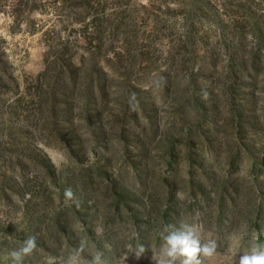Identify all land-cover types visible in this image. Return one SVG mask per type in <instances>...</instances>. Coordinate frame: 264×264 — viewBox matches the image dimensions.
Wrapping results in <instances>:
<instances>
[{
    "label": "rangeland",
    "instance_id": "rangeland-1",
    "mask_svg": "<svg viewBox=\"0 0 264 264\" xmlns=\"http://www.w3.org/2000/svg\"><path fill=\"white\" fill-rule=\"evenodd\" d=\"M181 223L264 247V0H0V264H159Z\"/></svg>",
    "mask_w": 264,
    "mask_h": 264
},
{
    "label": "clouds",
    "instance_id": "clouds-1",
    "mask_svg": "<svg viewBox=\"0 0 264 264\" xmlns=\"http://www.w3.org/2000/svg\"><path fill=\"white\" fill-rule=\"evenodd\" d=\"M64 195L70 198L72 193L70 190H66ZM161 239L160 253L162 257H166L167 259H161L159 264H172L178 257L183 258L181 264H199V260L197 259L198 254L210 256L216 248L215 241L213 240L201 244L196 236L195 225L187 223H181L178 227L166 225L161 232ZM35 247V238L29 236L21 242L18 248L9 253L13 264H21L23 258L31 254ZM144 252V247L138 245L136 257H141ZM76 259V256L70 255L67 264H76ZM238 264H264V247L253 248L250 252L241 255Z\"/></svg>",
    "mask_w": 264,
    "mask_h": 264
}]
</instances>
